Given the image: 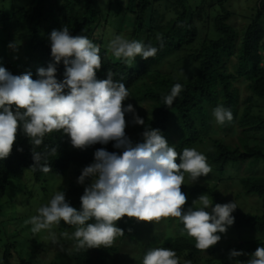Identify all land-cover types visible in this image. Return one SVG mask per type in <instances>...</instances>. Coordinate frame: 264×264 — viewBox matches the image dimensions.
Listing matches in <instances>:
<instances>
[{
    "label": "trees",
    "instance_id": "trees-1",
    "mask_svg": "<svg viewBox=\"0 0 264 264\" xmlns=\"http://www.w3.org/2000/svg\"><path fill=\"white\" fill-rule=\"evenodd\" d=\"M96 1L30 0V3L13 4L15 7L10 11L1 9L0 66L13 75L30 72L34 80L39 79L37 70L54 63L50 42L53 30H62L67 26L71 35L87 36L100 48L102 68L97 72V78L106 79L108 70H111L114 80L124 83L130 93V99L124 102L125 106L132 104L145 120V125H138L135 129V135L126 131L134 143L143 141L142 133L146 127L159 129L178 153H182L185 147L191 148L204 140H210L211 149L201 154L206 156L210 172L218 178L215 183L208 184L185 182L182 185V191L187 196L185 210L202 194L208 195L213 206L216 203H228L219 191L223 185L238 188L234 192V201L242 198L241 196L263 198L264 172L253 173L249 170L252 171L255 166L264 170V145L257 141L250 142L249 137L240 141L239 136L238 145L214 138L212 133L218 130V124L213 119L212 111L217 105L230 109L234 117L230 123L235 129L238 103L242 98L240 87L245 84L248 97L237 120L240 128L244 129L240 133L243 135L247 129L257 133L264 131V116L256 110L263 106L254 101L264 98V0L242 29H237L229 22L232 12L223 8L227 0H204L193 9L186 6L184 0H175V11H169L173 14L165 21L161 17L165 14L160 15L155 6L158 0H115L117 10L108 11L109 14L107 11H98ZM108 1L110 4L114 3V0ZM215 7L223 9L212 16L208 10ZM127 15L133 18L132 27L123 36L158 48L155 58L144 60L137 56L128 65L108 52L107 46L113 35L105 39L104 33L110 26V19L124 21ZM160 18L163 22H158ZM202 28L205 30L201 31ZM158 35L163 38L162 48ZM10 43H15L18 47L10 49ZM164 64L169 65L170 70H162ZM187 70L193 72L188 74ZM64 73L65 66L61 62L57 65L59 81L64 80ZM177 83L182 85V91L172 107L168 108L164 105L162 96L167 95ZM67 92L66 88L65 94ZM143 104L148 107L144 108ZM126 121L132 123L131 114H126ZM53 147L57 152L47 157L51 167L47 174L65 176L71 173L75 178L81 175L84 167L94 162L97 149L120 151L112 143L96 144L86 150H79L71 145L70 138L62 132L46 135L43 145L36 151L43 153ZM21 148L23 151L19 150ZM179 162L178 159L177 163ZM33 163L32 146L21 128L11 154L0 160V210L1 200L8 194L12 180L18 183L28 174L36 182H40L46 175L39 169L33 171ZM89 183L90 178L85 185L68 180L65 185H60L59 191L64 192L71 206L79 210L80 197ZM232 215L235 217L234 224L228 227L226 234L218 233L223 243H217L206 251L195 248L194 238L186 233L181 235L183 224L177 218H165L171 230L170 237L163 243L153 240L140 244L145 250L136 257L123 259L121 264H143L144 255L154 248L172 249L180 264H187L188 261L191 264H235L234 260H229L232 250L245 253L236 258L245 262L258 247L264 246V207L254 212L238 207ZM136 222L138 221L134 218L126 216L117 222L116 226L124 230V235L116 238L119 244L136 243L135 232L132 230ZM57 227L61 231L74 229L63 221ZM1 232L0 228V234ZM245 236L250 238L244 239ZM12 245L13 243L0 245V264H12ZM116 251L115 245L111 248H98L96 264H115L109 257ZM96 253L89 249L76 252L74 248L70 257L73 264H94L92 256ZM13 264L34 263L18 257Z\"/></svg>",
    "mask_w": 264,
    "mask_h": 264
},
{
    "label": "clouds",
    "instance_id": "clouds-1",
    "mask_svg": "<svg viewBox=\"0 0 264 264\" xmlns=\"http://www.w3.org/2000/svg\"><path fill=\"white\" fill-rule=\"evenodd\" d=\"M157 39L162 48L163 38L158 35ZM50 42L54 63L37 70L39 79L34 80L30 72L13 75L0 66V160L11 154L21 128L32 146L31 168L45 174L51 171L47 157L55 155L57 149L53 147L43 153L36 149L53 132L68 136L71 145L79 150L112 143L120 151L97 149L94 162L84 167L78 177L81 185L91 179L80 197V209L71 206L64 192L57 191L26 222L31 225V232L38 234L63 221L75 229L74 247L80 252L111 248L115 239L124 235V230L116 225L125 216L138 222L157 223L172 217L183 224L181 235L186 233L194 238L197 250L215 246L222 238L218 233L226 234L234 224L232 213L238 208L237 203L213 206L208 195L202 194L185 210L187 196L182 191L185 174L191 183L208 176L211 168L206 156L188 147L178 153L159 129L151 127L145 128L142 142L134 143L126 132V114L132 115L133 125H145V120L132 104L125 106L130 93L124 83L114 80L111 70L106 79L97 78L102 68L100 48L85 35H71L67 26L53 30ZM9 47L15 49L17 45L10 43ZM107 50L117 60L131 65L137 56L144 60L155 58L159 49L116 35ZM61 62L65 66L63 81L57 79V65ZM181 91V84L173 85L162 96L164 105L171 108ZM212 116L221 126L234 119L232 111L223 105H217ZM53 243H57L55 238ZM242 255L245 253L232 250L229 260L235 264H264V246L258 247L245 262L236 259ZM125 258L117 254L113 261L121 264ZM143 264H180V261L172 249L154 248L144 255Z\"/></svg>",
    "mask_w": 264,
    "mask_h": 264
},
{
    "label": "rangeland",
    "instance_id": "rangeland-1",
    "mask_svg": "<svg viewBox=\"0 0 264 264\" xmlns=\"http://www.w3.org/2000/svg\"><path fill=\"white\" fill-rule=\"evenodd\" d=\"M173 1L175 0H158V2L155 4L156 8H158L157 11L161 13L160 15L165 14V16H161L164 18V21L165 19H169L170 16H172L173 12L169 11H175V2ZM262 1L263 0H227L223 8L232 12V17L229 22L233 26L237 27V29H242L243 26L247 24L249 17L256 13L258 8H260ZM203 2L204 0H184V4L186 6H191L192 9L200 6ZM25 3H30V0H0V10L2 9L3 11H10L15 7L13 4ZM96 4L98 11H103L104 13L107 11V14H109L108 11L117 10L115 6V0L113 4H110L108 0H97ZM222 9L215 7L208 11H210L209 14L215 16L218 12L222 11ZM132 19L133 18L131 15H127L126 19L124 18V21H114L113 18L110 19V26H108L104 33L105 39L111 38L112 35L114 38L116 35H124L125 32H130L132 27ZM158 22H163V20L160 18L158 19ZM204 30L202 28L201 31ZM162 70L168 71L170 70V66L164 64ZM187 72L190 74L193 71L187 70ZM240 91L242 98L239 99L238 103L236 122L234 125L236 126L235 129H233L231 123H225L223 126L218 125V132L214 131L212 136L214 138H219L221 141H226V143L231 145H238V142L245 139V137H249L248 140L250 142L255 143L257 141L258 143L264 145V131L257 133L254 130L247 129L244 131V134L241 135L244 129L240 128V125H238L239 122L237 120L245 108V103L247 101L246 98L248 97L245 84L241 85ZM130 97L131 96H129L128 99H130ZM259 99H255L254 101H257V103L259 102L258 104L263 107L257 108L256 110L260 111L259 113L264 116V98ZM146 105L147 104H143V107H148ZM129 125L131 126H127L126 131L132 135H135V129L138 127V125H133L132 123ZM238 137L240 141L238 140ZM191 148H195L200 153H206L211 149V142L210 140H204ZM242 168H245V166ZM249 172L263 173L264 170H262V168L259 166H255L252 171L249 170ZM217 178L218 176H213L212 172H210L206 177L201 176L195 183H215ZM68 180H75V182L78 183V177L75 178L71 173H67L65 176L46 174L40 182H36L34 178L27 174V177L20 179L18 183L14 180L10 182L11 185L9 187V192L1 200L2 207L0 210V228L2 232L0 234V245L3 246L6 243H13L14 248L12 250L14 253V258L11 259L12 263H15V259L21 257L22 260H27L34 264H73V259L70 257V255L73 253L75 248V240L73 239V233L75 229L61 231L57 225H53L51 229L42 230L40 233L34 235L31 232V225L26 223L31 216L37 214V209L39 207L48 203L52 195L59 191L60 185H65ZM185 182L194 184L191 183L188 174H185ZM85 183H87V180ZM219 191L220 193H223L221 197L226 202H231V200H235L236 195L234 192H237L238 188H228L227 186L223 185L219 188ZM241 197L242 198L236 200L235 202L242 210L251 209L254 212L257 209L264 207V197L260 199H257L256 196H248L246 198H244V196ZM132 230L135 232L134 237L137 244L122 245V243L119 244L115 239L113 246L115 245L117 247V251L111 254L109 257L112 262H115L113 259L117 254H121V257L122 255L130 258L136 257L138 254H141L140 252L145 250L140 244L151 242L153 240L158 243H163L171 235V230L168 227V223L165 218L159 223L136 222ZM54 238L57 243H53ZM249 238L250 236L244 237V239ZM240 240L243 241V239ZM218 243H223V239L221 238ZM61 245L63 246V249H61ZM89 250L92 253H96L98 248H92ZM70 251L71 254H69ZM97 256V253L92 256V261L94 264L97 263Z\"/></svg>",
    "mask_w": 264,
    "mask_h": 264
}]
</instances>
